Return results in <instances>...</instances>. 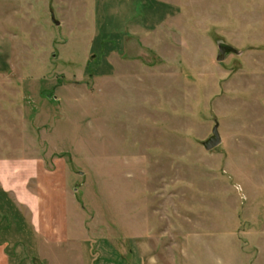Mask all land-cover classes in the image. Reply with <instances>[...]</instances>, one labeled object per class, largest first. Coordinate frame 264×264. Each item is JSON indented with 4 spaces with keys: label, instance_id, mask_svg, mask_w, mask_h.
I'll return each instance as SVG.
<instances>
[{
    "label": "rangeland",
    "instance_id": "rangeland-1",
    "mask_svg": "<svg viewBox=\"0 0 264 264\" xmlns=\"http://www.w3.org/2000/svg\"><path fill=\"white\" fill-rule=\"evenodd\" d=\"M0 258L264 264V0H0Z\"/></svg>",
    "mask_w": 264,
    "mask_h": 264
},
{
    "label": "water",
    "instance_id": "water-1",
    "mask_svg": "<svg viewBox=\"0 0 264 264\" xmlns=\"http://www.w3.org/2000/svg\"><path fill=\"white\" fill-rule=\"evenodd\" d=\"M234 51H235V48H233L232 46H229L227 44H222L220 46V55L218 56V60H223L225 58L226 53L234 52ZM212 132H213V135L206 142H204L205 148L207 150H211L217 147L222 142V138L219 133L218 124L215 125Z\"/></svg>",
    "mask_w": 264,
    "mask_h": 264
},
{
    "label": "crops",
    "instance_id": "crops-1",
    "mask_svg": "<svg viewBox=\"0 0 264 264\" xmlns=\"http://www.w3.org/2000/svg\"><path fill=\"white\" fill-rule=\"evenodd\" d=\"M2 261H3V259H2V258H0V264H3V262H2Z\"/></svg>",
    "mask_w": 264,
    "mask_h": 264
}]
</instances>
